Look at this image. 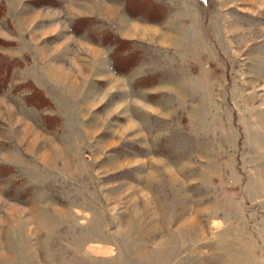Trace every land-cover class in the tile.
<instances>
[{
	"label": "rangeland",
	"instance_id": "374dc122",
	"mask_svg": "<svg viewBox=\"0 0 264 264\" xmlns=\"http://www.w3.org/2000/svg\"><path fill=\"white\" fill-rule=\"evenodd\" d=\"M156 1L0 0V264H264V0ZM80 17L133 41L126 71Z\"/></svg>",
	"mask_w": 264,
	"mask_h": 264
},
{
	"label": "trees",
	"instance_id": "16d2710c",
	"mask_svg": "<svg viewBox=\"0 0 264 264\" xmlns=\"http://www.w3.org/2000/svg\"><path fill=\"white\" fill-rule=\"evenodd\" d=\"M55 1V0H53ZM124 3L125 11L129 16H137L144 18L152 22L162 21L166 14V7L156 0H121ZM200 2H207V0H199ZM36 4H51L49 2L44 3L43 0H35ZM59 3V2H58ZM5 11L3 3H0V18L3 16ZM100 24V20L94 17H80L74 20L72 28L75 29L74 32H84L88 39L93 42H98L103 45L110 47L109 58L111 66L114 71L124 72V68L116 64L121 61V64L125 67L130 63L128 61H123V55L131 54V57L135 56L137 53L135 50H131V44L133 41L127 40L120 37L114 32L106 29H100L96 27ZM92 26V28L90 27ZM14 44L10 40L0 38V45L9 46ZM23 61L21 58L9 56L0 51V94L7 87L12 70L15 67H23ZM126 69V68H125ZM22 88L29 90V93L24 96V100L28 105H32L37 108L49 107L53 108V103L45 95L44 91L36 86L31 80L24 81L17 88ZM42 124L48 130L58 129L61 125V119L56 114H44L42 116Z\"/></svg>",
	"mask_w": 264,
	"mask_h": 264
}]
</instances>
